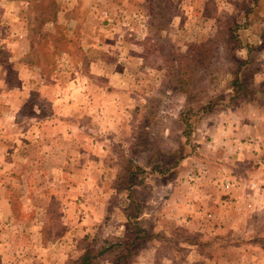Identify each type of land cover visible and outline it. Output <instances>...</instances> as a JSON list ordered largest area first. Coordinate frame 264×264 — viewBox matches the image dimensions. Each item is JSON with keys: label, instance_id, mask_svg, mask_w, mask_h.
I'll list each match as a JSON object with an SVG mask.
<instances>
[{"label": "rangeland", "instance_id": "obj_1", "mask_svg": "<svg viewBox=\"0 0 264 264\" xmlns=\"http://www.w3.org/2000/svg\"><path fill=\"white\" fill-rule=\"evenodd\" d=\"M30 218L140 235L93 264H264V0H0V244Z\"/></svg>", "mask_w": 264, "mask_h": 264}, {"label": "crops", "instance_id": "obj_2", "mask_svg": "<svg viewBox=\"0 0 264 264\" xmlns=\"http://www.w3.org/2000/svg\"><path fill=\"white\" fill-rule=\"evenodd\" d=\"M233 113L237 114L238 112L235 111ZM244 116L248 118L245 114ZM246 118L241 120L242 124L239 123L240 126L239 124L237 125L234 122H230V123H233V126L231 128L232 130L231 133H233L235 136H238V137L241 134L244 137L245 134L246 135L248 134L247 132H250L251 134L261 132L262 130L260 128L261 123L259 122L256 123L255 121H253V119L251 121L249 120L248 122ZM234 128H237V130ZM235 130H236V133L234 132ZM251 183L256 184L255 181ZM247 197L250 198L249 194ZM65 204H68V203L65 202ZM4 207L5 209L7 208V210L9 209V211H11L7 201L5 202ZM26 221H25V224H26L25 232L27 236L24 238L22 242H19L16 245V242L13 240H11L10 242H7L4 240L2 245L0 244L3 250V253L1 256L2 264H65L66 261L69 259L79 258V257L76 258L75 256L70 255L69 253H66V254L61 253V252H65L66 249H61V251L59 252V249H60L59 239L57 238L56 235H52L49 240H48L49 236L43 237V234L45 236V231L48 230V228L46 227L44 223L45 221L40 220L39 218H30V219H27ZM63 245L64 246L62 245L61 246L66 247L67 243L63 241ZM38 247L41 250H43V253H41L40 255H35L34 249L36 248L38 250ZM0 251H1V247H0ZM59 253H61L62 255H60ZM253 257H249L248 253H245V258H250V260L253 261Z\"/></svg>", "mask_w": 264, "mask_h": 264}, {"label": "trees", "instance_id": "obj_3", "mask_svg": "<svg viewBox=\"0 0 264 264\" xmlns=\"http://www.w3.org/2000/svg\"><path fill=\"white\" fill-rule=\"evenodd\" d=\"M170 62H171V65H172V61H170ZM175 64H176V66H178V70L177 71H178V73L180 75V78L177 77V79H174V84L173 85L182 86L183 82L185 84L186 81L183 79V76L181 74V69H183L182 73H184V71L187 70L188 67L186 66L184 68L181 60L179 62L177 61ZM238 64L240 65L242 63L239 62ZM137 236L135 238H133V240L130 239V241H131L130 244H129L128 241H126L127 240L126 238L125 239L124 238L120 239L118 237H115L114 241L109 243L108 248H107L106 251H100V250L94 251V250L88 248V249L85 250L84 253H82V255L78 259H69V260L66 261L65 264H93V260L96 259L98 256L102 255L105 252H111V251H114L116 249L120 250L117 253V256L115 258V260H116L115 262L119 263L121 261V259H122L121 257L126 255L125 252L126 253H130L131 244H133L136 240H138L140 238V237H137ZM123 250L125 252H123Z\"/></svg>", "mask_w": 264, "mask_h": 264}]
</instances>
